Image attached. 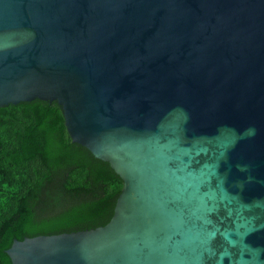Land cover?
Returning a JSON list of instances; mask_svg holds the SVG:
<instances>
[{
    "label": "water",
    "instance_id": "95a60500",
    "mask_svg": "<svg viewBox=\"0 0 264 264\" xmlns=\"http://www.w3.org/2000/svg\"><path fill=\"white\" fill-rule=\"evenodd\" d=\"M34 99L124 187L13 264H264V0H0V106Z\"/></svg>",
    "mask_w": 264,
    "mask_h": 264
},
{
    "label": "trees",
    "instance_id": "16d2710c",
    "mask_svg": "<svg viewBox=\"0 0 264 264\" xmlns=\"http://www.w3.org/2000/svg\"><path fill=\"white\" fill-rule=\"evenodd\" d=\"M122 177L75 142L58 102L0 106V264L15 239L94 229L114 215Z\"/></svg>",
    "mask_w": 264,
    "mask_h": 264
}]
</instances>
